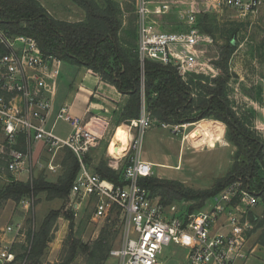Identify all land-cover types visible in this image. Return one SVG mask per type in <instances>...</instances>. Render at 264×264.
<instances>
[{
    "label": "built area",
    "instance_id": "built-area-1",
    "mask_svg": "<svg viewBox=\"0 0 264 264\" xmlns=\"http://www.w3.org/2000/svg\"><path fill=\"white\" fill-rule=\"evenodd\" d=\"M153 5H157L156 10ZM263 5L264 0H212L211 9H228L245 17ZM201 9L194 3L188 5L184 30L157 31L152 28L150 16L166 14L170 4L138 0L136 51L142 84L146 61L171 66L182 79L197 72L200 55L212 43V37L197 26ZM61 64V60L45 55L35 39L10 34L0 22V136L12 147L19 142L24 145L22 149L6 150L0 145V171L16 176L25 173L34 143H43L53 151V157L62 148L72 151L79 171L69 192L68 207L75 212L83 203L92 202L96 218H106L114 211L121 215L123 242L109 252L119 264H250L256 246L250 243L252 225L245 210L253 209L258 197L248 186L232 183L213 196L211 204L194 212L188 211L185 201L164 205L159 197L151 195L139 183L154 176L153 164L143 160L141 154L145 131L153 125L143 101L139 117L125 128L128 142L122 154L111 152V143L108 146V167L121 171L118 183L102 178L84 161L100 138L82 121L73 119L70 106L54 110ZM59 121L73 126L67 138L54 133ZM56 168L49 165L52 171ZM20 204L29 205L25 199ZM3 232L12 236L0 245V264H14L12 248L26 238L25 229L21 224H9ZM170 246L187 253L175 259L172 254L166 255L165 249Z\"/></svg>",
    "mask_w": 264,
    "mask_h": 264
},
{
    "label": "rangeland",
    "instance_id": "rangeland-1",
    "mask_svg": "<svg viewBox=\"0 0 264 264\" xmlns=\"http://www.w3.org/2000/svg\"><path fill=\"white\" fill-rule=\"evenodd\" d=\"M37 1L56 20L80 22L86 18L84 10L71 0ZM97 1L102 3V0ZM113 1L118 4L120 9L123 32L130 27V20L135 19L138 38V0ZM155 1L170 4V11L166 14H153L150 16L152 28L157 31L184 30L186 27L185 11L188 5L194 3L202 6V8L205 7V12L201 11V14L197 15V21H199L200 26L201 23H204L212 31V43L205 48L202 56L199 57L200 62L202 61L205 65H202L201 62L200 68L194 74L209 79L218 76L221 71L216 68L214 63L219 60L220 47L230 43L233 53L228 60L229 71L232 76L227 91L229 103L242 119L250 117L255 102L258 103V97L264 90V16L260 11L240 17L237 13L228 9L213 12L211 9L212 0ZM156 7L157 5H153L154 10L157 9ZM261 10L264 11V5ZM202 13H207L206 21ZM133 29L135 30L134 23ZM62 65V71L60 70L58 77L60 89L56 100L60 104L71 105L70 115L73 119L79 120L81 118L89 100L98 101L103 105L101 110L91 109L84 119V122H90L94 116H99L102 119L105 118L108 122V126L103 127L105 130L103 135L99 137L97 145L90 149L86 157L87 163L95 171L101 162L105 161L107 164L109 161L108 146L116 128L123 127L126 130L125 128L129 126H126L123 122L117 125V121L121 120V111L128 98L126 97L124 102L118 99L117 96L115 98V94L106 85L102 86L103 88L95 94L96 98H93L81 85L91 86L92 89L95 86V83L87 85L82 80L83 72L80 69L84 67L65 61ZM247 97H251L254 104ZM249 120L251 123L249 128L257 133L264 143V132H260L256 128L253 119L250 118ZM200 122L184 124L178 126V128H175V126L162 128L161 125L159 126L156 122H153V125L145 131L142 140V159L153 164V175L156 178L177 181L192 190L204 191L212 188L217 179L227 174L233 164L236 148L226 139L225 125H219L217 121L211 119H206L204 124H200ZM95 124L97 123L93 121L89 128L97 136L96 133H98L100 127L94 129L95 126L93 125ZM72 129L73 126L69 122L59 121L54 128V133L60 138H67ZM92 129L94 130L92 131ZM6 143L5 139L0 136V145H3L2 150H6L5 147L9 149L24 148L21 142L14 147ZM64 149H59L53 157V151H49L43 143H34L27 171L19 176L0 171V185L9 180L30 182L32 179L39 177L47 182H56L63 174L61 161L65 155ZM50 164L56 165V170H50ZM250 187L252 194L258 197L257 205L253 209L245 210L247 212L246 219L252 225L250 243L256 246L250 258V264H264V247L258 244L262 228L257 227L258 222L264 216V200L259 198L258 193L252 188L251 184H249ZM156 197H159L162 201L160 196ZM25 200L29 203L28 206L22 207L20 202L7 201L0 209V245L6 244L11 239L12 235H6L3 232L7 225L21 224L26 235L30 234L32 238L33 233L37 231L46 214L50 211H57L59 216L52 227L49 243L38 264L59 262L63 241L70 232L71 224L72 233L84 244L93 243L104 227L117 231L110 251L119 248L123 242L122 220L113 224V219L116 217L115 211L106 218H96L93 215L94 204L85 202L78 208L79 210L73 213V219L67 220L65 215L70 213L69 200H50L44 194L38 195L33 200L28 198H25ZM186 203L188 208L192 205V202ZM211 203L212 200L209 199L205 205ZM25 239L15 242V249L13 250L15 255L21 252L22 249L19 245H22ZM165 250L166 255L172 254L175 259L187 253V251H184L185 249L178 246H170ZM177 262L180 261L177 260ZM85 263L86 260L83 255H77L71 264ZM21 264H25V261ZM104 264H119V262L109 254Z\"/></svg>",
    "mask_w": 264,
    "mask_h": 264
},
{
    "label": "trees",
    "instance_id": "trees-1",
    "mask_svg": "<svg viewBox=\"0 0 264 264\" xmlns=\"http://www.w3.org/2000/svg\"><path fill=\"white\" fill-rule=\"evenodd\" d=\"M71 1L84 10L85 20H56L37 0H0V22L10 34L35 39L45 55L91 70L101 81L126 95L128 99L117 125L123 122L128 126L131 120L137 119L143 101L150 119L159 126H181L204 119L224 124L226 139L236 148L230 170L224 177L217 179L208 190H192L180 182L155 176L141 179L140 185L148 189L151 195L160 196L164 205L181 201L192 202L188 208L189 212L202 209L209 199L235 182L248 188L251 184L259 198L264 200V143L262 138L249 128V119H254L255 112L251 111L250 117L242 119L230 106L228 99L227 91L232 77L228 60L233 53L230 43L220 47L219 60L214 65L221 72L212 79L195 74H189L182 79L173 67L146 61L142 84L141 66L136 51L135 19L130 20V27L123 32L120 9L115 1ZM202 14L206 21L207 13ZM197 26L202 33L213 36L204 23L200 26L197 21ZM63 151V174L56 182H47L42 177L30 182L9 180L0 185V209L7 201L19 203L25 198L33 200L40 194L50 200L68 201L71 186L79 171V163L72 151L68 148ZM87 154L84 158L86 163ZM95 172L115 183H118L121 175V171L112 170L105 161L96 167ZM249 190L252 192L251 187ZM73 213L70 210V213L65 215L66 219L72 220ZM115 214L113 224L121 220V215ZM58 216L57 211L48 212L32 238L30 234L26 235L24 243L19 245L22 250L15 255L14 264H21L23 261L25 264L27 261V264L39 263ZM71 225L70 232L63 241L59 262L54 264H71L77 255H83L85 264H104L117 231L104 227L93 243L84 244L72 233ZM257 227L262 228L258 244L264 247V216ZM14 249L15 246L12 250Z\"/></svg>",
    "mask_w": 264,
    "mask_h": 264
},
{
    "label": "crops",
    "instance_id": "crops-1",
    "mask_svg": "<svg viewBox=\"0 0 264 264\" xmlns=\"http://www.w3.org/2000/svg\"><path fill=\"white\" fill-rule=\"evenodd\" d=\"M261 8L259 9V11L264 16V11H262ZM205 10H206L205 7L201 9L202 12H205ZM213 12H220V11H213ZM209 36H211V35H209ZM62 63H63V61H62ZM62 67H63V65L61 64V68H60L61 71H62ZM80 70H82V72H83L82 73V80L85 81L84 83H87V85H90V83L91 84L95 83V86L93 87V89H92L91 86H86L84 84H81L82 88L85 89L87 91V93L90 94V96H93V98H96L95 94H97V91L101 90V88H103L102 86L106 85L115 94V98L117 96L118 99L122 100L123 102L125 101V98L127 96L120 94L115 89V87H113L111 85H108V84H105L103 81H101L99 76L93 74L88 69L81 68ZM59 83H60V81L58 80V87H57L56 97L58 95V90L60 89ZM56 97H55V102H54V110L55 111H57V109L59 107L63 106V105H68L66 103H64V104L61 103L60 104V102H58L56 100ZM247 99L250 100L254 104V102H253L254 100L251 97H247ZM255 103L257 105L254 104L255 106L252 109L255 112V117L253 119V123L256 124V128L258 130H260V132H264V90L262 91V93H260V96L258 97V103L257 102H255ZM68 106H70L69 110H70V113H71V105H68ZM102 107H103V105L101 103H99L98 101H90L89 100V103L86 106V108L84 110V113L82 114L81 118L79 119L80 121H82V123H84L86 125L85 128L88 129V130H90L89 126L91 125V123L93 121L96 122L97 124L93 125V126H95L94 129L100 127V129L97 131L98 133L95 132L97 137H101L103 135V133H104V130H105V129H103V127L108 126V122L106 121V119L104 118L105 119L104 120V119H102L99 116H94L90 122H84V119H85L86 115L90 112L91 109L95 108L94 110H98V109L101 110ZM204 123H206V119L201 120V122H200V124H204ZM218 124L222 125V123H220V122H218ZM94 129H92V131ZM124 132H126V131H123V127L116 128V131H115V133L113 135V138L111 140V145L114 143V140L116 139V137H118L119 134L124 133ZM263 140H264V133H263ZM111 145H110V147H111Z\"/></svg>",
    "mask_w": 264,
    "mask_h": 264
},
{
    "label": "bare ground",
    "instance_id": "bare-ground-1",
    "mask_svg": "<svg viewBox=\"0 0 264 264\" xmlns=\"http://www.w3.org/2000/svg\"><path fill=\"white\" fill-rule=\"evenodd\" d=\"M123 131H126L123 129ZM128 142V137H127V131L124 133H121L116 137L114 140V143L110 147V151L116 152L118 155L122 154V151L125 150L126 145Z\"/></svg>",
    "mask_w": 264,
    "mask_h": 264
}]
</instances>
